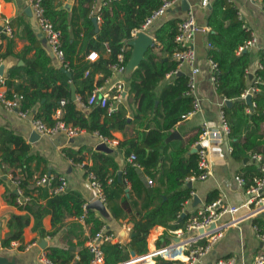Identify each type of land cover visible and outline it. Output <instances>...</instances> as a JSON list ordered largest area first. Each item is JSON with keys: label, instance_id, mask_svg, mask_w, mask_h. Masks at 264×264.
<instances>
[{"label": "trees", "instance_id": "obj_1", "mask_svg": "<svg viewBox=\"0 0 264 264\" xmlns=\"http://www.w3.org/2000/svg\"><path fill=\"white\" fill-rule=\"evenodd\" d=\"M94 1L79 0V5L70 14L65 9H58L54 0H43L46 15L61 31L62 48L66 61L69 62L67 67L72 72L71 76L51 65L50 55L40 44L31 26L27 25L31 41L27 51L35 49L34 57L27 61L23 75L10 72L6 77V84L10 89L24 95V109L34 110L35 118H41L48 125L56 123L54 115L59 107L62 108L61 120L66 124L91 133L96 132L108 139L113 138V131H126L133 122L137 125L142 120L145 121L142 138L134 137L135 132L141 131L136 126L132 129L131 137L119 144L124 148L127 157L136 155L135 162L140 167L129 161L123 178H119L116 174L118 164L114 156L107 153L94 154L93 164L83 166L86 175L92 171L103 183L111 215L114 218H128L133 224L134 235L127 246L110 240L102 242L104 264H119L124 259L127 248L138 254L148 251L147 238L155 225L169 229H186L189 216L180 218L184 204L192 197V189L184 188L183 184L187 177L198 171V153H190V148L198 140L200 132L191 140L176 139L166 142L170 131L184 120L183 115L192 107L193 98L186 95L188 76L176 77L162 90L159 97L155 92L167 72L177 67L173 53L179 49L176 42L180 23L178 18L166 20L155 31L162 55L150 47L131 75L127 100L134 105L132 120H129L130 109L126 104H119L110 111L108 107L98 103L91 105L88 113L78 107L72 98L70 80L77 85L82 102L87 103V96L95 88V72L100 71L105 77L110 75L111 65L117 62L121 52L124 54L125 63L129 62L132 50L122 51V48L128 40H132L133 31L141 29L165 0H105L99 11L102 23L98 33H95V23L91 15ZM207 23L213 29L209 36V57L218 64L217 91L233 100L231 106L223 108L230 125L232 155L242 159L256 152L264 154V53L261 54L263 67L256 68L254 74H249L247 71L252 65V51L248 49L238 53V49L251 37V32L244 27L239 9L232 0H214ZM107 45L110 49L109 57L104 56ZM92 50L99 52V58L85 62L86 56ZM5 56L6 54H0V58ZM91 65L94 70L85 75ZM17 76L23 80L17 82L14 79ZM102 82L103 79L98 84ZM252 87L256 90L252 96L255 105L251 108L243 95ZM63 99L65 104L61 105ZM152 121L156 125L151 126ZM85 150V147L77 150L65 149V154L73 162L83 163ZM29 152V144L24 137L0 127L1 163L8 167L21 168V186L24 193L31 196L30 200L19 205L16 202L17 192L7 189L6 200L17 205L22 213L9 220V233L2 240L3 246H10L13 241L23 242L24 230L32 218L35 220L33 228L46 234L43 219L49 214H52L54 228L49 234H55L65 226V218L72 215L83 217L86 224L92 225V237L95 236L100 230L102 220L94 209H85V200L78 192L69 190L51 193L48 188L33 184L34 172L31 163L36 157ZM259 175L256 166L248 168L243 174L248 185ZM146 176L156 183L149 184L145 180ZM3 183H6V179L0 175V185ZM34 192H39V197L46 198V202L40 203ZM218 198V191H213L209 194L207 203ZM255 224H260L258 219H255ZM70 226V233L79 227L74 222ZM47 257L55 264H91L92 253L84 241L74 243L70 240L67 247H48Z\"/></svg>", "mask_w": 264, "mask_h": 264}, {"label": "crops", "instance_id": "obj_2", "mask_svg": "<svg viewBox=\"0 0 264 264\" xmlns=\"http://www.w3.org/2000/svg\"><path fill=\"white\" fill-rule=\"evenodd\" d=\"M187 1L189 2V10H187V6L184 5L183 0H179L168 8L163 15L156 18L151 24L146 27L143 25L141 29L133 31V38L136 37L139 31H145L152 36L155 43V46H152V48H154L155 52L159 55H162L161 45L154 34L156 29H158L159 26L166 20L178 18L181 21L187 16L189 11H192L195 15L196 21L201 26L210 28L207 33H198L193 41L197 55L195 66L200 69L197 79L198 92L201 98V109L190 116L185 118L183 117L184 120L179 122L175 128L170 131L166 142L176 139L191 140L195 138L201 131V127L204 122H208V124L212 127H217L221 124L223 108L225 106H231L233 103L232 99L226 98L218 93L216 83L212 80V66L210 64L209 57L211 44L209 36L213 29L208 25L207 20L211 11V4L214 0H209V4L207 6L203 5V0ZM232 1L239 9V14L241 19L244 21V24L251 31L255 32L258 37V45L250 49V51H252L253 60L251 68L249 69V74H254L256 68H259L261 63V54L264 53V1ZM104 2L105 0H95L92 5V18L97 17V22H94L95 33H98L101 27L102 18L99 16V11ZM54 5L58 9H65L71 14L72 9L79 5V0H54ZM27 6L29 5L26 0H0V21L8 20L14 28V35L12 37L5 32L0 33V54H6L5 57L0 58V65H4L3 75L7 89H10L6 84L7 75L10 72H14L16 75H23L24 67L27 65V61L32 59L35 54V49L27 51V48L31 46V41L28 37L27 25L31 26V30L35 33L40 44L50 55L51 65L60 69L65 67L72 75L71 70L67 67L69 62L66 61V58L65 63L62 62V60L54 54L48 41L46 40L45 34L40 29L37 20L34 16H29L27 14ZM98 17H100V19H98ZM81 35L84 37V33ZM94 37H96V35H94ZM130 40L127 41L124 47L125 51L131 49L132 55L134 47L130 44ZM106 49L107 50L104 52V56L109 57L110 49L108 45L106 46ZM93 51L96 50H92L91 52ZM91 52H89V54ZM89 54L86 56L84 60L85 62L96 61L100 56L98 52L97 58L95 60H91L89 58ZM76 62H78L77 59ZM136 67L137 65H131L124 71H119L112 64V72L110 75L105 77L100 71L95 72L94 74V89H99L101 93L109 94V101L115 108L119 104H126L130 109L128 112L129 120L133 119L134 110H132V106L134 107V105H131L129 100H127V97L130 89V78ZM192 69L193 66H191V64L184 63L179 68V73H173V70L167 72L164 79L155 90L157 97L160 96L162 90L169 83H172L176 77L180 75L188 76ZM91 70H94V66L92 65L89 67V70H87L88 72L86 71L85 75H88ZM71 75L68 74V76ZM14 79L17 82L23 80L22 77L20 78L18 76L14 77ZM102 79V84H98V82ZM70 84L73 94L75 93L76 95L75 101L77 102L78 107L82 111L88 113L91 105L82 102V96L78 93L77 85L72 80H70ZM246 93L243 95V98H245ZM89 96L90 94L87 96V100ZM30 110L31 112L27 116L23 117L16 111H9L0 106V127L24 137L29 144V154L36 157L31 163V167L34 172V177L32 179L33 184H35L36 178L44 173L64 176L68 181V191L72 190L78 192L85 200L87 208H89V204L96 201V199L95 190L88 178V175L85 174L83 166L93 164L94 154H111L114 156L118 164L116 174L119 178H123L125 167L129 162V157L126 156L124 148L120 147L119 144L127 137H131L133 132L132 129H135L136 126L138 129H141V131L139 133L135 132L133 134L134 137H138L139 139L142 138V131L145 130V121L142 120L137 125H135L136 123L134 122L130 124L126 131H113V138H111L109 142H103L98 133H91L85 129H82V131L74 137H69L63 132L57 133L54 136H41L39 134L38 137L36 136L33 127L35 111L32 109ZM58 110H60V115L62 114V108L59 107L54 115L56 119ZM158 119L161 120L160 118ZM154 125H156V122L152 121L151 126ZM32 136L34 137V141H31ZM103 143L106 144V147L108 148L107 150L100 148ZM81 147L86 148L84 151L85 159L83 163H75L72 159L66 156L65 149L77 150ZM194 149L195 143L191 145L190 153H197V151L194 152ZM232 151L233 146L229 136H224L223 141L221 142L215 141L210 143L209 158L212 162V173L205 180L196 179L191 182H187V180H185L183 187L191 188L195 194H191L192 197L184 204L181 217L185 214L191 218L196 213L197 209H199L202 205L207 204V198L213 191H218L219 197L230 204L241 205L246 201V185H240L236 180V176L240 175L244 177L243 174L246 173L248 168L256 166L259 169L260 165L258 161L252 158V154L242 159H237L233 157ZM4 171H7V173ZM0 175L6 179V183L0 185V256L6 258L8 264H44L41 261V256L47 255L48 247H67L70 240L74 243L82 240L88 247V243L92 238V225L86 224L83 217L68 215L65 218L66 225L55 234H49V232L54 229L52 224V214L47 215L43 219V228L47 231L46 234H41L39 230L33 228L35 220L32 218L29 226L24 230L23 242L13 241L10 246H3L2 240L9 233V220L13 216L22 213V210L19 209L17 205L10 204L6 200V195L8 193L7 189H14L15 191L17 189L12 181V178L21 177V168L5 166L1 163L0 158ZM148 178L149 177L146 176L145 180L148 181ZM155 183L156 181H154V184ZM43 187L48 188L50 191L48 186ZM34 196L39 198L40 203L46 202V198L41 196L39 197V192H34ZM195 196L199 197L197 202L195 201ZM105 205L106 209L104 211L92 208L96 211V215L102 220L100 230L103 229L108 233L110 231V233L113 234L114 238L110 240L111 242L127 246L131 240V236L134 235L132 232L133 224L128 220V218H114L107 207V203ZM230 218L231 216L229 214H225L220 217L216 223L220 225L228 221ZM255 219H258V222L260 223L259 225L264 229V212L255 217H249L244 221H241L238 225L227 228L223 237L219 239L213 249L206 256L202 257L198 262L193 264H216L218 259L230 257L235 258L238 264H253L255 256L260 252L264 253V242L258 238L253 227ZM73 222L78 223L79 227L76 228V230H72L73 233H70V224ZM126 225H130L132 229L127 230ZM193 234V231H189L184 228L169 229L162 225H155L150 230L147 238L148 251L144 254H138L131 248H127L124 253V259L119 264H149L150 261L154 262L153 264H192L188 260L190 248L189 246H184V242L187 241ZM44 240L53 242V244L45 246L40 245V243ZM175 242H179L180 244L176 246L174 251L165 254V256L156 255L154 253L157 248L172 245ZM133 252L135 254H133ZM183 257H186V259H183Z\"/></svg>", "mask_w": 264, "mask_h": 264}, {"label": "built area", "instance_id": "obj_3", "mask_svg": "<svg viewBox=\"0 0 264 264\" xmlns=\"http://www.w3.org/2000/svg\"><path fill=\"white\" fill-rule=\"evenodd\" d=\"M29 7L32 10L34 18L37 20L40 29L46 36V40L48 41L52 51L56 54L62 62L65 63V55L64 50L62 48L61 43V32L56 29L54 23L45 13V7L43 5V0H26ZM179 0H165L163 5L156 10L151 17L147 19L144 27L151 24L156 18L163 15L168 8H170L173 4H175ZM264 1V0H263ZM203 5L207 6L209 4V0H203ZM264 10V7H263ZM100 19V17H98ZM248 30H250L245 24ZM210 28L206 26H201L195 19V15L192 11H189L187 16L183 18L179 23L178 33L176 35V42L178 43L179 49H177L173 53V58L177 61V67L173 69V73H179V68L184 63H189L193 66L192 71L188 75V88L186 91V95L193 98L192 107L188 110V112L183 115V117L190 116L201 109V98L198 92V73L200 69L195 66V62L197 59L196 50L193 45V41L195 36L198 33H207ZM5 32L9 36L14 35V28L11 25L10 21L4 20L0 21V33ZM251 37L242 44L238 53L242 51H247L248 49H252L258 45V37L255 32L251 31ZM1 42V38H0ZM125 50V47L122 48V51ZM98 56V52L93 51L89 54V58L91 60H95ZM210 64L212 66V80L217 82V71L218 64L210 59ZM113 66L119 70L124 71L126 69V63L124 61V54L121 52L118 55V60ZM260 68L263 67V64L260 63ZM88 72V71H87ZM249 73V71H247ZM256 88L252 87L247 90V94H251L255 92ZM245 95V97H246ZM120 96V95H119ZM110 96L107 93H101L99 89H94L90 96L88 97L87 104L94 105L96 103L101 104L103 107H108L109 110H113L115 107L111 105ZM24 100V95L15 90L7 89L5 85L4 75H0V106L9 111H16L20 116H27L31 110L24 109L22 107ZM61 104H65V100H61ZM250 106L251 108L254 106ZM60 110H58L57 121L54 125H48L40 118H34L33 127L34 130L37 131L41 136H54L57 133H65L69 137H74L78 135L82 129L66 124L63 120L60 119ZM221 124L217 127H212L208 124V122H204L201 131L199 134V138L195 143V147L200 145V148L197 150L199 161H198V171L197 173L192 174L187 177V182H191L196 179L205 180L212 173V162L209 158L210 153V143L223 141L224 136H229L230 134V125L227 121L224 110L221 116ZM103 142H109L110 139L101 136ZM252 158L258 161L260 175L254 180L251 185H247V181L244 177L237 175L236 180L242 186L246 185V193L247 199L241 205H234L225 202L221 197L214 200L213 202L202 205L199 209H197L196 213L189 219L186 229L189 231H193L194 234L184 242V246H189L190 252L188 254V260L190 263L198 262L202 257L206 256L216 245L221 237H223L224 232L227 228L238 225L241 221L249 217H255L260 213L264 212V155L262 153H254L252 154ZM136 155L132 154L129 156V161H131L136 167H140L138 163L135 162ZM88 178L95 190V199L102 201L106 204V195L104 192L103 183L96 176V174L92 171L88 172ZM13 183L17 187V198L16 202L19 205H23L28 200L31 199L30 195L24 193V188L21 186L20 178H12ZM112 181V179H110ZM148 183L153 185L154 180L152 178H148ZM35 184L37 186H48L50 188L51 193H62L68 191V181L64 176H56L52 173H44L36 178ZM191 194H195L192 191ZM85 209L87 205L84 206ZM243 207H248L250 210L241 214L236 215L237 212ZM225 214H229L231 218L218 225L217 220ZM216 223L215 227H212V224ZM258 238L264 242V229L258 225H253ZM127 230H131L132 227L130 225H126ZM200 229H204V232H200ZM114 238L112 233H108L103 229L99 230L95 236H93L89 243L88 248L92 253L91 264H104L105 263V252L102 247V242L106 240H112ZM180 243L175 242L172 245L163 246L157 248L154 253L156 255H164L170 253L175 250L176 246ZM41 261L44 264H55L53 263L47 255L41 256ZM216 264H238L235 258H220L216 262ZM253 264H264V253H258L253 261Z\"/></svg>", "mask_w": 264, "mask_h": 264}, {"label": "water", "instance_id": "obj_4", "mask_svg": "<svg viewBox=\"0 0 264 264\" xmlns=\"http://www.w3.org/2000/svg\"><path fill=\"white\" fill-rule=\"evenodd\" d=\"M183 3L184 5L187 6V10H189V2L187 0H183ZM27 14L29 16H33L32 14V10L29 6H27V10H26ZM94 22H97V17H94L93 18ZM130 44L134 47L133 48V53L131 55V58L129 60V62L127 63L126 65V68H128L129 66L133 65V66H138L141 61L145 58V54L147 52V50L152 47V46H155V43H154V39L152 36H150L148 33H146L145 31H139L136 35L135 38H133L132 40H130ZM63 71L67 72L69 75H71V73L68 71L67 68H62ZM4 74V65H0V75H3ZM252 77V75H251ZM76 99V95L75 93L73 94V100ZM246 102L248 103L249 106H252L253 105V100H252V95L251 94H247L246 97ZM35 134L36 136L39 137V133L37 131H35ZM31 141H34V137L32 136L31 137ZM101 149L103 150H107L108 148L106 147V144H101ZM200 148V145H197L194 149V152H196L198 149ZM191 185V183H190ZM199 200V197L198 196H195V201L197 202ZM89 208H96L100 211H104L106 209V205L100 201V200H96V201H93L89 204L88 206ZM250 209L248 207H243L242 209H240L236 215H241L247 211H249ZM185 216V214L182 215L181 218H183ZM216 223L212 224V227H215ZM200 232H204V229H200L199 230ZM48 244H53V242H49V241H46L44 240L42 243H40V245H48ZM133 254H135L133 252ZM0 264H8V261L6 258L4 257H1L0 256ZM163 264V263H161ZM170 264V263H168Z\"/></svg>", "mask_w": 264, "mask_h": 264}]
</instances>
